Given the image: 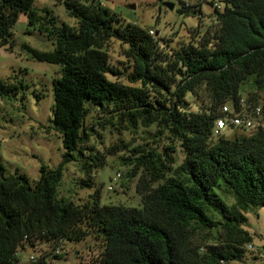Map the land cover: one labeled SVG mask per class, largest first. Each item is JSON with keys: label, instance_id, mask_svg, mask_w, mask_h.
Returning <instances> with one entry per match:
<instances>
[{"label": "trees", "instance_id": "1", "mask_svg": "<svg viewBox=\"0 0 264 264\" xmlns=\"http://www.w3.org/2000/svg\"><path fill=\"white\" fill-rule=\"evenodd\" d=\"M177 1L179 14L200 22L208 4L214 23L193 27L189 41L172 46L150 29L124 23L100 0L64 1L77 27L40 12L35 0H0V48H14L12 29L21 14L53 42L51 52L23 49L62 67L53 81L51 123L66 150L62 166H43L34 183L24 173L7 176L0 160V264H19L20 251L39 244L66 246L89 236L100 243V264H235L248 254L261 260L246 249L253 238L244 225L250 208H264V130L213 136L227 105L240 111L244 99L247 113L257 107L264 113V0ZM114 40L126 47L124 70L111 60ZM250 82L245 99L242 89ZM26 89L0 78L1 97ZM91 112L94 125L146 130L152 142L120 140L102 154L88 146ZM120 152L128 153L123 163L128 179L136 180L140 207L102 205L99 189L83 204L58 199L64 166L75 153L88 176L81 186L92 187L94 171Z\"/></svg>", "mask_w": 264, "mask_h": 264}, {"label": "rangeland", "instance_id": "2", "mask_svg": "<svg viewBox=\"0 0 264 264\" xmlns=\"http://www.w3.org/2000/svg\"><path fill=\"white\" fill-rule=\"evenodd\" d=\"M65 0H35V7L40 11L48 10L52 16L71 27H77L78 22L70 16ZM102 3L118 14L126 24H137L142 28L153 30L154 37L167 40L172 46L179 42L189 41L191 29L201 26L206 30L214 23L213 13L208 4L202 5L204 17L200 22L195 16L179 14L180 2L177 0H100ZM192 3L191 0H183ZM165 3H174L175 9L170 10ZM14 43L12 51L8 47L0 48V78L6 84L23 82L29 89L22 90L18 96H0V160L6 170L7 176L17 172L28 176L31 183L41 177V168L46 166L49 170L59 169L64 161L66 150L63 146L61 135L52 128L53 108L55 97L53 81L59 78L62 67L41 63L32 59L31 54L23 49V45H29L41 52L54 50L53 42L47 35L41 34L29 27L28 18L21 14L12 29ZM124 47L119 41L109 43L108 50L111 60L118 67L124 68L130 65L124 56ZM120 62H123L121 64ZM129 72L130 69H127ZM253 89L252 83L243 86V98ZM96 113L86 119V125L92 128L94 135L88 146L107 155L108 148L114 146L120 140L144 144L143 139L148 134L146 130L136 133L131 131L118 132L117 127L106 123L103 127L94 125ZM104 117L103 115H100ZM104 122L105 121H100ZM154 132V129L151 130ZM234 134H243L239 130L227 129L224 136L231 138ZM248 134V133H247ZM166 141L161 143V148ZM128 153L120 152L114 156H108L107 165L103 169L95 170L92 175V187H82L83 180H88L83 170L81 158L75 153V159L66 163L63 169V178L58 186L57 196L60 200L83 204L89 201L100 190L102 205H125L140 207L141 198L136 191V180L130 181L127 172L130 167L125 166L123 157ZM177 166L183 162L184 155L178 146ZM121 177L117 180V175ZM125 186V187H124ZM225 187V186H224ZM112 188V189H110ZM220 197L229 205L234 200L224 192H219ZM247 224L244 225L253 238L256 247H264V208H250L246 213ZM211 242H214L213 240ZM46 244H39L37 248H46ZM64 255L58 264H100V243L89 236L81 243L66 242ZM34 251L26 249L20 251L21 262L29 264L28 257ZM235 264H264V260H256L251 254L246 259Z\"/></svg>", "mask_w": 264, "mask_h": 264}, {"label": "built area", "instance_id": "3", "mask_svg": "<svg viewBox=\"0 0 264 264\" xmlns=\"http://www.w3.org/2000/svg\"><path fill=\"white\" fill-rule=\"evenodd\" d=\"M214 7L221 9L222 5L219 2H215ZM150 33L151 35H154L153 30H151ZM246 105L247 104L243 99L241 101L240 111H235V109L229 105L223 108L222 112L224 117L216 122L213 139H218L223 136L224 131L227 129H244L249 133L259 129L264 130V113L261 107H257L251 110L250 113H247ZM120 177L121 175L118 174L115 180ZM246 249L256 253L261 260H264V247H256L254 244H248ZM33 251L34 252L28 257L29 264H38L40 262L43 264H58L59 259L65 252V246L64 244L56 247L47 245L46 248H36Z\"/></svg>", "mask_w": 264, "mask_h": 264}, {"label": "water", "instance_id": "4", "mask_svg": "<svg viewBox=\"0 0 264 264\" xmlns=\"http://www.w3.org/2000/svg\"><path fill=\"white\" fill-rule=\"evenodd\" d=\"M164 6L170 10H174L176 7L174 3H165Z\"/></svg>", "mask_w": 264, "mask_h": 264}]
</instances>
